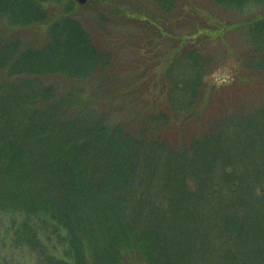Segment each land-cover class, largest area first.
<instances>
[{
  "label": "trees",
  "instance_id": "obj_1",
  "mask_svg": "<svg viewBox=\"0 0 264 264\" xmlns=\"http://www.w3.org/2000/svg\"><path fill=\"white\" fill-rule=\"evenodd\" d=\"M148 1L164 14L179 7ZM79 6L0 0V214L13 219L14 242L40 264H264V103L178 139L213 91L205 50L178 45L155 84L162 98L122 94L140 110L114 120L100 95L111 56ZM31 28L40 45L19 33ZM242 29L244 68L264 75V15Z\"/></svg>",
  "mask_w": 264,
  "mask_h": 264
},
{
  "label": "rangeland",
  "instance_id": "obj_2",
  "mask_svg": "<svg viewBox=\"0 0 264 264\" xmlns=\"http://www.w3.org/2000/svg\"><path fill=\"white\" fill-rule=\"evenodd\" d=\"M112 4L104 8L79 6L78 16L100 49L111 56V80L100 95L109 104L105 107L113 112L114 120L128 114L135 116L140 110L137 105L127 108L122 94L127 98H162L161 89L155 84L161 80L178 45L205 50L210 58L206 79L213 90L201 107L202 121L178 134V139L201 131L235 107L241 105L249 111L264 103V75L244 68L249 48L242 29L243 23L264 15V3L236 11L212 0H179L178 9L171 14H164L148 0H116ZM19 33L24 41L34 45L45 39L41 28ZM129 85L132 87L128 90ZM88 91L94 92V83ZM12 220L10 214H0V264H40L34 252L14 242Z\"/></svg>",
  "mask_w": 264,
  "mask_h": 264
},
{
  "label": "water",
  "instance_id": "obj_3",
  "mask_svg": "<svg viewBox=\"0 0 264 264\" xmlns=\"http://www.w3.org/2000/svg\"><path fill=\"white\" fill-rule=\"evenodd\" d=\"M76 2H78L81 5H85L88 3L89 0H75Z\"/></svg>",
  "mask_w": 264,
  "mask_h": 264
}]
</instances>
